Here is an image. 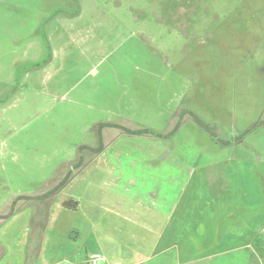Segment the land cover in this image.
<instances>
[{"label":"rangeland","instance_id":"374dc122","mask_svg":"<svg viewBox=\"0 0 264 264\" xmlns=\"http://www.w3.org/2000/svg\"><path fill=\"white\" fill-rule=\"evenodd\" d=\"M19 197L0 264L26 231L70 264H264V0H0L1 217Z\"/></svg>","mask_w":264,"mask_h":264},{"label":"crops","instance_id":"0c3cea01","mask_svg":"<svg viewBox=\"0 0 264 264\" xmlns=\"http://www.w3.org/2000/svg\"><path fill=\"white\" fill-rule=\"evenodd\" d=\"M60 206L62 207V203H60ZM79 208H80V204H79ZM24 237L25 238L23 240L21 238L19 241L18 250L11 251V252L8 251V253L5 252L6 254H9V255L4 254V256L6 255L10 257L9 260L5 261L6 264H70L69 263L70 258H73V257L72 256L70 257L69 253L63 254L62 252L60 253V255H57V252H56V254L53 257L47 254V250L45 251L43 242L48 238V235H46V237L45 235L43 236L41 251L39 252L34 251L33 253L28 252L30 242H31V237H30V234L27 233V231ZM66 241L71 242L72 241L71 236H68ZM104 264L106 263L104 262ZM127 264H137V263H134L133 261H127Z\"/></svg>","mask_w":264,"mask_h":264},{"label":"trees","instance_id":"16d2710c","mask_svg":"<svg viewBox=\"0 0 264 264\" xmlns=\"http://www.w3.org/2000/svg\"><path fill=\"white\" fill-rule=\"evenodd\" d=\"M45 64V63H44ZM43 64V65H44ZM43 65H40L39 63H37V64H34L33 65V67L34 68H38V66L39 67H42ZM99 151H101V150H99ZM70 175H68L67 176V181H65V182H63L62 183V185H65L67 182H68V180L70 179V177L72 176V173L70 172L69 173ZM58 192V190L57 189H55V190H53V191H51V192H49V193H47V194H44V195H41V196H37V197H30V198H27V199H30V200H36V202H38V203H40V205H41V207H40V209L42 208V210H43V207L45 208H47V206L46 205H44L43 206V204L45 203V201H46V199H49L51 196H54L56 193ZM24 197H19V198H16L15 200H14V202H13V210H11V212L7 215V216H3V217H1L0 216V219H3V220H6V219H8V218H10L11 216H13L14 215V212H15V209H14V207H15V205H14V203L16 204V202H18V201H20V199H23ZM79 202L78 201H76V200H74V199H70V200H66V201H64L63 203H62V207L64 208V209H66V210H70V211H77L78 210V208H79ZM46 210V212H42V211H40V213H41V215H43V213H45V219H46V224H47V221H48V219L50 218L49 217V214H48V211H47V209H45ZM43 236L44 235H40L39 236V241H38V246H39V248L37 249V250H35V251H41V248H42V240H43Z\"/></svg>","mask_w":264,"mask_h":264},{"label":"built area","instance_id":"2783aa9c","mask_svg":"<svg viewBox=\"0 0 264 264\" xmlns=\"http://www.w3.org/2000/svg\"><path fill=\"white\" fill-rule=\"evenodd\" d=\"M92 264H99V263H97V262H93Z\"/></svg>","mask_w":264,"mask_h":264}]
</instances>
